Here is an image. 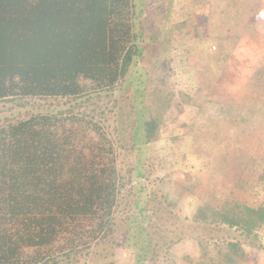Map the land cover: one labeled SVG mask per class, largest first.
Segmentation results:
<instances>
[{
    "label": "rangeland",
    "instance_id": "rangeland-1",
    "mask_svg": "<svg viewBox=\"0 0 264 264\" xmlns=\"http://www.w3.org/2000/svg\"><path fill=\"white\" fill-rule=\"evenodd\" d=\"M134 2L142 53L114 92L79 108L57 98L0 102V126L91 111L116 145L125 186L113 232L56 264H205L204 251L220 259L216 247L227 242L242 245L241 264H264V0ZM227 206L262 215L259 229L195 218Z\"/></svg>",
    "mask_w": 264,
    "mask_h": 264
},
{
    "label": "trees",
    "instance_id": "trees-1",
    "mask_svg": "<svg viewBox=\"0 0 264 264\" xmlns=\"http://www.w3.org/2000/svg\"><path fill=\"white\" fill-rule=\"evenodd\" d=\"M136 9L134 0H0V102L57 98L79 108L114 92L142 53ZM145 128L151 140L155 120ZM124 186L114 140L91 111L0 126V264H56L105 239ZM203 209L197 221L248 235L264 220L263 210L255 219L246 209ZM216 248L220 259L204 251L205 264L247 260L238 242Z\"/></svg>",
    "mask_w": 264,
    "mask_h": 264
}]
</instances>
